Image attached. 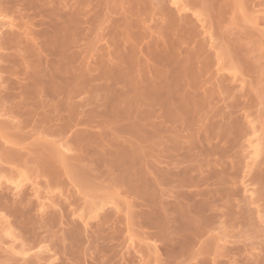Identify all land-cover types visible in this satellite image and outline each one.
Wrapping results in <instances>:
<instances>
[{"label":"bare ground","instance_id":"obj_1","mask_svg":"<svg viewBox=\"0 0 264 264\" xmlns=\"http://www.w3.org/2000/svg\"><path fill=\"white\" fill-rule=\"evenodd\" d=\"M209 1L0 0V19H8L0 20V116L8 115L11 119L20 117L14 125L10 121L9 125L0 120V138L3 139L0 141V161L9 166L0 167V235L3 233L11 239L8 251L0 247L6 253L0 252V264H79L83 248L80 251L82 242L78 243L84 238H87L84 239L86 242H90L89 238L91 240V255H86L97 264H134L135 260L137 264H147L146 260H152L155 264H209L210 258V264H224L213 260L221 248L218 245L217 250L215 246L219 237H213L210 233L218 215L209 212L212 210L210 203L215 202L214 195L218 194L219 197L220 192L224 191L221 188L218 189L220 192L215 190L216 185L208 190L211 188H208L210 176L206 171H210L212 164L206 163L207 158L201 161V157L210 156L212 161L213 154L219 153L218 147L223 153L224 144L229 146L230 137L245 138L248 135L251 137L245 139V145L249 147L245 156L252 159V162L247 160L249 164H255L253 160L260 154L264 155V142L262 137H258L264 135L262 127L261 134L254 138L257 130L253 127L256 126L253 121L250 123L246 113V121L242 119V112L240 121L231 118L239 107V111L248 110L251 102H254L251 98L254 92L258 103H264V95L259 94L261 89V93L264 92V87L261 88L264 82L261 83L257 77L262 56L252 57L257 42L263 43L264 48V28H261V36L258 28H254L256 36L253 37L251 32L240 35V32L232 31V28H237L235 26L240 19L251 18L252 21L247 20L250 22L255 19V24L258 19L264 23V10L252 11L251 8L256 4L264 7V0H252L256 3L251 2L254 6L249 5L248 0L244 1L241 7L244 6L246 11L251 10V16L248 17L246 11L245 15L239 17L233 15L236 22L234 27L230 24L233 19L229 22L232 16L226 18V7L230 6V10L235 7L232 6L234 0H213L212 4ZM241 7L236 5L237 9ZM202 11H205L206 18H200ZM256 13H260V16ZM198 26L200 31L196 30ZM225 27L230 28L233 34H228V29V33L223 32ZM197 34L203 35V39L197 40ZM252 38L257 40L256 44ZM246 39H252L249 41L251 43ZM204 42L208 44V49H205L207 45ZM9 50L15 51L8 53L10 57L6 53ZM15 53L20 54L13 57ZM11 57L21 61V71L16 72L17 68L13 70L14 66H10L18 64L17 60H10ZM5 62L10 65H4ZM260 67L263 69L264 65ZM11 69L15 72H11ZM242 77L249 79L245 82L247 79ZM236 88L239 91L236 92ZM219 95H223L225 101L228 99L222 107L212 102L213 96ZM38 108L43 109L37 113ZM30 115L28 118L37 119L38 127L42 128L40 131L46 134L40 133L44 134L40 141L43 139L45 142H41L39 151L37 147V150L33 149V155L38 158H26L21 147L12 146L19 145L25 138L20 131V119H24L25 126H30L25 117ZM242 120L253 126L243 124ZM109 124L113 128L106 129ZM14 127L16 131L11 132L10 129ZM247 127H251L250 131L244 132ZM111 129L119 135H112ZM48 134L56 138L55 144L54 139L48 142L44 139ZM64 145L70 146L71 150ZM103 146L104 149L98 151ZM58 147L60 150H57ZM66 149L69 155L64 151ZM72 150L75 152L70 155ZM76 150L77 153L79 150L78 154ZM58 155L61 156L60 160ZM146 157L152 160H146ZM69 159L86 163L81 165L76 162V165ZM56 161H60L66 169L68 167L66 171L71 172L73 179L78 178L79 185L83 181H79V177L85 175V179H88L89 171H101L100 167H103L107 174L101 171L99 176H109L108 170H112L110 174L114 175L111 178L115 181H112L115 183L112 186L119 189L118 194L115 193L116 188L111 193V197L115 199L116 196L117 199L112 202L113 206L115 204L111 208L114 212L107 210L103 214L99 210L101 206H97L98 201L88 197L87 193L84 197L97 204L86 202L87 198L80 201L77 195L62 192L54 195L52 189L57 187L56 180L66 172L64 168L60 174ZM203 166L206 170L201 168ZM252 166H249L250 170L244 169V173L251 171ZM69 167L74 170H69ZM29 170L34 172L33 179H30ZM114 170L116 173H113ZM74 171L77 178L73 175ZM252 175V179L261 180L257 173L255 178L254 173ZM36 177L42 180L37 181ZM27 182L29 194L23 191ZM89 183L80 186L93 190L95 186L92 182L88 186ZM159 185H171V188L177 189L176 193L172 189L173 203L159 201L158 205L152 199L154 187ZM201 185L205 189L201 190ZM166 188L162 191H166ZM2 190L7 191L6 195L10 193L11 198H7ZM80 190L82 188L73 192H80L82 196L84 191ZM168 194L165 193L166 196ZM196 196L202 199H195ZM33 198L35 202H32ZM101 202L99 205L103 207ZM52 205L57 208L53 209ZM142 206L145 209L132 210L133 207ZM33 210L36 216H33ZM117 210L123 211V218L115 214ZM97 211L102 213L100 217ZM219 213L220 218L221 215L231 218L227 211ZM89 217L94 218V224L88 225ZM213 217L217 218L213 221ZM75 219L78 224L74 223ZM221 219L216 220L214 225L216 223L218 226L219 222L221 226L225 221ZM121 220H124L125 237L131 242L130 226L145 228L140 231L141 244H128L132 248L131 255H127V251H116L115 244L109 246L105 243L119 239L121 231L118 225ZM87 227L93 229L90 234ZM43 242L45 245L41 247L45 246V249L39 245ZM196 243L199 246L192 250L191 246L196 247ZM37 246L40 251L29 254ZM189 249L191 253L186 254ZM224 249L220 250L218 256L227 259L228 263L225 260V264H238L239 250L225 246ZM213 254V258H208ZM253 260L252 264H264V259L257 263Z\"/></svg>","mask_w":264,"mask_h":264},{"label":"rangeland","instance_id":"obj_2","mask_svg":"<svg viewBox=\"0 0 264 264\" xmlns=\"http://www.w3.org/2000/svg\"><path fill=\"white\" fill-rule=\"evenodd\" d=\"M155 1V0H154ZM208 1V0H207ZM215 1V0H214ZM226 1V0H225ZM246 2V0H234V3H233V5L232 6H234L235 5V7H232V8H235V10H233V11H231L232 10V8H231V10H230V6H229V4L228 3H226V4H228V6L229 7H226L228 10H227V12L229 13V11H231L229 14L227 13L226 14V18L227 17H229V16H232V17H230L229 19H230V21L229 22H231V19H233V15H235L236 14V17H239V16H242V15H245L244 14V12L246 11L245 9L246 8H244V6L243 7H241V5H243V2ZM210 2V4H212L211 2H213V0H210L209 1ZM227 2H228V0H227ZM233 2V1H232ZM248 2H250L249 3V5L251 4V6H254V5H252V3L253 4H256V3H254V2H252V0H248ZM252 2V3H251ZM205 3H206V1H205ZM204 3V4H205ZM208 3V2H207ZM206 3V4H207ZM214 3V2H213ZM241 3V4H240ZM209 4V5H210ZM239 4V6L241 7V8H239V9H237L236 8V5H238ZM246 4H248V3H246ZM122 5V4H121ZM124 7H126V4L124 3V5H123ZM122 6V7H123ZM250 6V7H251ZM263 7V6H262ZM261 6H258V4H256V6H254V7H251V8H253L252 9V11H256V10H264V7L262 8ZM251 10L250 11H248V9H247V14L249 13V16L248 17H250L251 16V13L250 12H252ZM202 15H200V18H204L205 17V11H202ZM255 15V14H254ZM254 15H252L253 17H254ZM256 15L257 16H260V13H256ZM255 15V16H256ZM235 17V18H236ZM206 18V17H205ZM8 20L7 18H3V19H0V20H3V21H6V20ZM244 19V18H243ZM247 20H250V19H248V18H246ZM257 19V18H256ZM259 19H261V18H259ZM226 20V19H225ZM237 21H238V18L236 19ZM247 20H242V19H240V21L238 22V24H236V22H234V19H233V22L232 23H230V24H233V25H231V26H233L234 27V23L236 24V26L235 27H237V28H235L234 30H233V28L232 27H230L226 22H225V24L226 25H228L230 28H232V31H233V33L235 32H240L239 34L240 35H242L241 33L242 32H244L245 34L246 33H250L251 32V34H252V37H253V35H255L256 34V30L254 29V28H258V30L260 31H257V34H258V32H259V35L261 36L262 34H260V33H262V30H261V28H264V23L262 22V21H258V19H257V24H255L256 22H254L255 21V19L253 20V22H250V21H252V20H250V21H247ZM147 23H150V21L149 22H147ZM197 25L199 24V22H197L196 23ZM225 24H223L224 26H226ZM222 28H224L223 26H222ZM226 29H223V30H225V31H223L222 29H220V31L222 30L223 32H226V33H228V31H227V29H228V27H225ZM229 28V29H230ZM200 26H198V28L196 29V30H199L200 31ZM228 29V30H229ZM231 30V29H230ZM229 30V33L228 34H231L230 31ZM199 31H197V32H199ZM232 33V34H233ZM231 34V35H232ZM238 34V35H239ZM244 34V35H245ZM251 34H250V36H251ZM198 35V34H197ZM236 35V34H235ZM239 35V36H240ZM234 36V35H233ZM233 36H231L232 38H234ZM249 36V35H248ZM256 36V35H255ZM203 37V35H198L196 38H197V40H200V39H203L202 38ZM257 37H258V35H257ZM256 37V38H257ZM248 38V37H247ZM250 38V37H249ZM248 38V39H249ZM259 38V37H258ZM257 38V39H258ZM248 39H246L247 40V42H249L250 40L252 41V39H253V41L252 42H255V44H256V42H257V40L256 39H254V38H252V39H250V40H248ZM104 40H102V42H103ZM100 43V42H99ZM249 43H251V42H249ZM248 43V44H249ZM261 42L259 41V42H257V44L255 45V51H254V54L252 55V57H254V55L255 56H258V58H259V55L260 56H262V57H260V62H261V66H263L264 65V48H262L263 46V43L262 44H260ZM104 44V43H103ZM204 44L205 45H207L206 46V48L205 49H208L209 47H208V44H206V42H204ZM210 51H211V49H210ZM13 52H15L14 50H13ZM13 52H11V50H9V51H6V53L8 54V53H13ZM258 53V54H257ZM16 54V53H15ZM18 54H20V53H18ZM18 54H16V55H14L13 57H15V56H17ZM13 55V54H12ZM8 56H9V54H8ZM11 56V55H10ZM9 56V57H10ZM8 57V58H9ZM255 58V57H254ZM15 60V62H16V60H17V63L18 64H16V65H10V63H4V65H7V64H9L10 66H14L13 67V70L15 69V68H17V70L15 69V71L16 72H19V71H21L22 69H23V64L21 63V61H19L20 59H19V56H18V59L17 58H10V60ZM257 60V61H258ZM20 62V63H19ZM2 64H3V62H2ZM256 64H258V62L256 63ZM263 64V65H262ZM22 67H21V66ZM260 65L258 64V66H259V69H258V71H259V73L257 74V77H258V79L260 80V82L262 81V82H264V67H263V69H262V67H260ZM12 68V67H11ZM18 68H20V69H18ZM9 70V69H8ZM15 71H12V69H11V72H15ZM9 72H10V70H9ZM8 72V73H9ZM3 74H5V73H3ZM2 75V74H1ZM6 75H7V73H6ZM19 75V74H18ZM8 76V75H7ZM9 77V76H8ZM11 79L12 78H14V76L13 77H10ZM243 79L244 78H246V77H242ZM248 78V77H247ZM246 78V79H247ZM249 79V78H248ZM248 79L247 80H245V82H247L248 81ZM1 81V80H0ZM259 82V83H260ZM261 82V83H262ZM1 85V84H0ZM230 85H231V83H230ZM232 86V85H231ZM264 87V84L262 85L261 84V88H263ZM258 87H259V85H258ZM3 90V89H2ZM237 88H236V92H237ZM258 90H259V88H258ZM9 90H7V92H8ZM239 91V90H238ZM255 91H257V90H255ZM263 91H264V89H263ZM4 92H6V91H4ZM260 92V91H259ZM261 92H262V89H261ZM259 93V94H262V95H264V92L263 93ZM235 93V92H234ZM252 94V93H251ZM254 94H256L255 92L253 93V96H254ZM261 95V96H262ZM251 96V95H250ZM253 96L251 97L252 98V101H254L253 103L251 102V106L252 107H250V105H249V108H247L248 110H245L244 112L240 109V111H239V108L237 109V110H234L235 111V116H233L232 115V119H236V121L238 122V121H240V118H241V116H243L242 115V113L244 114V116L246 117V114H247V116H248V120H250V123H251V121H253V124H254V126H256V127H253L255 130H257V132L255 133V136H254V138L256 137L257 138V135H259V134H261L260 132L262 131V129H263V131H262V133L264 132V103H263V101L262 100H260L259 102H261L262 101V103H258V97H256V96H254L255 98H253ZM257 96H260V95H257ZM34 97V96H33ZM263 98H264V96H262ZM44 100H45V98L44 97H42ZM257 98V99H256ZM42 99V100H43ZM257 101H256V100ZM261 99V98H260ZM15 100H17V99H15ZM14 100V101H15ZM29 100V99H28ZM77 100V99H76ZM212 100V99H211ZM30 102H33L32 100H29ZM35 101H36V99H35ZM256 101V102H255ZM26 103L28 102L27 100L25 101ZM44 102V101H43ZM211 102V101H210ZM213 103H215V106H218V107H222V105L224 106L225 104H224V102H228V99H227V101H225L224 100V97H223V95H219V96H213V101H212ZM211 102V103H212ZM29 103V102H28ZM214 105V104H213ZM6 106H7V104H6ZM9 106V105H8ZM217 108V107H216ZM34 109V108H33ZM39 109H43V108H38V112H37V109H36V111L35 112H37V113H39ZM45 110V109H44ZM238 111V112H237ZM41 112V111H40ZM43 112V111H42ZM237 112V113H236ZM242 112V113H241ZM0 113H2V112H0ZM246 113V114H245ZM240 114H241V116H240ZM35 115H32V117L33 118H36V117H34ZM238 116H240V117H238ZM243 116V117H244ZM26 117V119L28 118V117H31V115L30 116H25ZM24 116H23V118H25ZM242 117V119H245V121L247 120V117L245 118H243ZM20 118V117H19ZM18 118V119H19ZM239 118V119H238ZM18 119H11V117H9L8 115H5V116H0V120L2 121V120H4L5 121V123L6 122H8V124H9V121H10V123H11V125L13 124L14 125V123H17L18 121ZM21 120V122H22V124H20L21 126H22V128H23V126H24V128L22 129L21 127H20V125L19 124H17L21 129H20V131H21V134H22V132L24 133V135H23V137H25V138H23V141H21V143L19 144V145H12V146H15V147H21V151L23 152V153H25V157L26 158H35V156L36 155H33V151L36 149V147H37V149H38V151H39V147H40V145H41V142L43 141V139H41V141H40V137L42 138V135H44L45 133L43 132V131H40V129H42V128H39L38 127V124L39 123H37L36 121H37V119L35 120V119H31V118H28L27 119V122H28V124L27 125H30V126H25V122H23V120L24 119H20ZM0 121V122H1ZM4 121H2V123H4ZM243 121V120H242ZM30 122H32L31 124H30ZM33 122H36V123H34L33 124ZM20 123V122H19ZM248 124V126H250V125H252V124H250V123H248V122H245L244 123V121H243V124ZM240 124H242V123H240ZM243 124H242V126H243ZM10 125V124H9ZM33 125V126H32ZM15 126H16V124H15ZM33 127V129H32V127ZM105 126V125H104ZM107 126V125H106ZM247 126V125H246ZM253 126V125H252ZM11 127V126H10ZM36 127V128H35ZM110 127L111 128H113V125H108L107 126V128L106 129H110ZM260 128V127H262V129L260 128L259 129V132H258V128ZM250 128L251 127H247V129L245 128L243 131L245 132V131H250ZM257 128V129H256ZM10 129V128H9ZM9 129H7V130H9ZM17 129V128H16ZM16 129H15V127H14V129H10V131L12 132V131H16ZM95 131H96V129L95 128H93ZM92 129V130H93ZM104 129H105V127H104ZM97 130H99V129H97ZM38 131H39V133H38ZM106 131V130H105ZM113 132V130L111 129L110 130V132ZM115 131V130H114ZM9 132V131H8ZM44 133V134H40V133ZM109 132V133H110ZM107 132H104V134H106ZM108 133V134H109ZM115 133V134H114ZM259 133V134H258ZM51 135V134H50ZM112 135H119L116 131L115 132H113V134ZM248 135V134H247ZM45 136H46V134H45ZM53 136V135H52ZM52 136H49V134L47 135V137H44V139H47L46 141L48 142V141H51L52 139H54L53 141H54V144L56 143V138H53ZM109 136H111L110 134H109ZM121 136V135H120ZM251 137V135H248L247 137ZM57 137V136H56ZM121 137H123V135L121 136ZM125 138H127L126 136H124ZM242 137V136H241ZM246 136H245V138H244V136L242 137V138H239V136L238 137H234L235 138V140H234V138L233 137H230V142H229V146H225L226 144H224V151H223V153H220L221 151V147H218V150H219V153H220V155H219V153L218 152H216V153H218V154H216V153H214L213 155V157H211V158H213L214 160H210V156L208 157V156H206V157H204V159H203V157H201L202 159H201V161H205L206 159L205 158H207V161H206V163L207 162H210L209 163V165H211L210 167H211V169H210V171H209V169H208V167H207V171H206V173H208L209 172V176H210V180H208V188H209V186L211 187V188H209L208 190H211L212 188H215V185H216V189L215 190H218V189H220L221 188V191H222V189H223V191L224 192H220V190H218V192H220V193H222L221 195H219V197L217 196L218 194H215L214 195V201L215 202H213L214 203V205H212L213 203L211 202L210 204H211V207H212V210H209V212H215L216 213V216L218 215V219H216L215 217H213L212 219H213V221L216 219L217 221H222V219L221 218H223V220H225L223 223H221V226H220V223L218 222V226H216L217 224V221H216V223H215V225H214V222H213V232H212V230H211V234H212V236L213 235H215V237H219V239L217 240V241H215L216 242V244H215V246L217 247L218 245L220 246L219 248H221V249H219V253H220V250H222V249H224V246L225 247H232V248H236L237 250H239V255H240V259H239V263H238V260H237V263L238 264H252L253 262H254V260L253 259H255V261H256V263L258 262V260H262V262H263V259H260L261 257L260 256H264V162H262L263 161V157H264V155L262 154H260L259 155V157H257L258 159H260L261 160V163H260V161L258 162V159L257 158H255V160H253V161H255L256 163L255 164H251V162H252V159H250L248 156H247V158H246V153H247V150L249 149V147H246V138H247ZM258 137H262V142H264V135L262 136V134H261V136H258ZM117 138H118V136H117ZM237 138H238V140H237ZM58 137H57V141H58ZM251 139V138H250ZM3 139L2 138H0V141H2ZM40 142H39V141ZM63 140V139H62ZM119 140V139H118ZM233 140V141H232ZM231 141H232V143H231ZM40 143L39 145H38V143ZM45 141H43V143H44ZM47 142L45 143V145H47ZM59 142H60V140H59ZM220 143H222V141L220 142ZM220 143H218V145L220 144ZM53 143H51V145H52ZM58 144V143H57ZM227 144H228V142H227ZM246 144V145H245ZM9 144H5V146H8ZM38 145V146H37ZM48 145H50V144H48ZM50 145V146H51ZM107 145V144H106ZM105 145V146H106ZM221 145V144H220ZM42 146H43V144H42ZM50 146H47V147H50ZM68 145H64V147L66 148ZM72 146V145H71ZM61 147V146H60ZM64 147H63V149H64ZM69 147V149L71 150V147L70 146H68ZM74 147V146H73ZM97 147V146H96ZM223 147V146H222ZM225 147H226V149H225ZM46 148V147H45ZM51 148V147H50ZM34 149V150H33ZM36 149V150H37ZM53 149L55 150V145H54V147H53ZM94 149H95V147H94ZM97 149H98V147H97ZM102 149H104V146L102 147V148H100L98 151H101ZM247 149V150H246ZM262 149L264 150V146L262 147ZM57 150H60L59 149V147H58V149ZM62 150V149H61ZM90 150V149H89ZM91 150H92V148H91ZM90 150V151H91ZM262 150V151H263ZM64 151H66L67 152V149L66 150H64ZM74 150H72V151H70L71 153H70V155L72 154L73 155V153L75 152H73ZM249 151V150H248ZM66 152H64V154L66 153ZM225 152V153H224ZM78 153H79V150H78ZM77 153V150H76V154H78ZM262 153V152H261ZM264 153V152H263ZM34 154H35V152H34ZM67 154L69 155V150H68V152H67ZM216 154V155H215ZM66 155V154H65ZM59 156V160H60V155H58ZM89 156V155H88ZM87 156V157H88ZM263 156V157H262ZM69 157V156H68ZM90 157V156H89ZM88 157V158H89ZM93 157H95V156H93ZM36 158H38L37 156H36ZM54 158H56V156L54 157ZM53 158V159H54ZM208 158H209V161H208ZM62 159V158H61ZM92 159V158H91ZM95 159V158H94ZM146 160H152V158H149V157H146L145 158ZM244 159H245V161H244ZM247 160H251V162H250V164H249V162L247 161ZM54 161H55V159H54ZM69 161H72V162H74L76 165H77V163H82V162H77L76 160H73V159H69ZM77 162V163H76ZM214 162V163H213ZM244 162V163H243ZM57 161H56V167H57ZM69 163V162H68ZM86 163V162H85ZM84 162L81 164V165H83V164H85ZM79 164V165H80ZM200 164H201V162H200ZM247 164V165H246ZM262 164V165H261ZM58 165L60 166V168H58V171L60 172V170H63L64 168H65V170L64 171H66L67 169H68V167H67V169H66V167H64L63 165H61L60 164V161H59V163H58ZM160 165V164H159ZM201 165H203V164H201ZM209 165H207V166H209ZM253 165V166H252ZM261 165V166H260ZM9 167L7 164H4L3 162H1L0 161V167L2 168V167ZM92 167H93V165H91ZM161 166H163V165H161ZM246 166L248 167V168H246ZM249 166L251 167L252 166V168H251V171H249L248 173H246L247 171H245V173H244V169L246 170V169H249ZM61 167H63L62 169H61ZM71 167V166H70ZM69 167V168H70ZM244 167V168H243ZM104 169L103 167H100V169ZM202 169H205V166H203V167H201ZM101 169V171L102 172H106V174H107V170L106 169H104V170H102ZM69 170H71V168L69 169ZM72 170H74L73 168H72ZM71 170V171H72ZM206 170V169H205ZM250 170V169H249ZM101 171L100 170H92V171H89L88 172V179H85V175H82V177H79V181L80 180H83V181H81L82 183L81 184H85V186H86V182L87 183H89V185L88 186H91L92 184L95 186V188H93V190H89L87 187H86V189H88V190H86L84 187L85 186H83V187H81L79 184H78V176L76 175V173H75V171L73 172V175L77 178V179H73V177H72V175H71V172H69V171H66L68 174L66 175V172L62 175L61 173H63V172H60V174L58 173V181L56 180V184H57V187L56 188H54V189H52V191H53V193H54V195L55 194H58L59 192H62L63 194L64 193H66L65 195H70V196H79L81 199H80V201H84V199H86L84 196L86 195V193H87V195H88V197H90V198H93L94 200H97L98 202V204L96 203V201L95 202H93L94 200H92V199H90V201L88 200L89 198H87L85 201L87 202L88 201V203H90V204H92V205H95V203L97 204V206H101V209H99V210H101V212L103 213V214H105L106 212H107V210L110 212V211H112V212H114V210L113 209H111L112 207H114L115 206V204H114V206H113V204H112V202H115V200L117 201V199H116V196H114L115 197V199H113V196L111 197V193L113 192H115V188H116V186L115 187H113L112 185L113 184H115V183H112V181L113 182H115L111 177L114 175H111L112 174V170H108V172H109V176L107 175L106 176V174H104V175H100L99 176V174L101 173ZM204 171V170H203ZM202 171V172H203ZM94 172H95V174H94ZM258 172H260L261 174H259ZM28 173H29V175H31L30 176V179H33L34 178V175H33V173L34 172H32V170H29L28 171ZM92 173L94 174V175H92ZM98 173V174H97ZM111 173V174H110ZM113 173H116L115 172V170H114V172ZM205 172L203 173V174H206ZM254 173V178H255V175H256V173H257V175H259V177L258 178H260L261 180H259L258 179V181H256V179H252L253 178V174ZM90 175H92V177L90 176ZM100 177V178H98V176ZM70 176H71V178H70ZM89 176H90V178H89ZM102 176V177H101ZM87 177V176H86ZM97 177V178H96ZM57 178V177H56ZM257 178V177H256ZM222 179V180H221ZM36 180L38 181V180H42L41 178H39V177H36ZM84 181H86V182H84ZM213 184V185H211L210 184V182ZM76 182V183H75ZM91 182H92V184H91ZM221 182V183H220ZM29 182H27V187H23L24 188V192H27V194H29ZM76 184V185H75ZM91 184V185H90ZM207 184V183H206ZM169 185V184H168ZM172 185H174V184H172ZM204 185V184H203ZM203 185H201L200 187H202L201 188V190L204 188L205 189V187H203ZM207 186V185H206ZM214 186V187H213ZM78 187H79V189H81L82 188V190L84 191V193H82V196H81V194H80V192H78V194H77V192H73L74 190H76V191H78L79 189H78ZM157 187V188H156ZM156 187H154L155 189V191H154V194H153V196H152V199H154V201L156 200V203L159 205L160 203H162V202H168V203H173L174 201V196L172 197L171 195H174L173 194V191H172V189L175 191V193H176V191H177V189L175 190L174 188H171V185H170V187H169V192L171 193V191H172V194H168V187H167V185L164 187V186H160L159 185V187L158 186H156ZM167 187V188H166ZM200 187L199 188H196V190L197 189H200ZM245 187V188H244ZM90 188V187H89ZM92 188V187H91ZM160 188V189H159ZM165 189L166 188V191H162V189ZM207 188V187H206ZM42 189L43 188H41L40 187V190L42 191ZM152 189H153V187H152ZM184 189V188H183ZM192 189H195V188H192ZM249 190V191H247V190ZM82 190H80L81 192H82ZM116 194H118V190L119 189H117L116 188ZM182 190V189H181ZM214 189H213V191H215ZM246 190V191H245ZM5 190H2V193L5 195V196H7V198H9L11 195H10V193H7V195L5 194L6 192H4ZM44 191V190H43ZM159 191V192H158ZM166 194H168L167 196L165 195V193ZM218 192H216V193H218ZM161 194L160 196H159V194ZM219 193V194H220ZM9 194V195H8ZM115 194V195H116ZM121 194V193H120ZM119 194V195H120ZM59 195V194H58ZM121 195H123V193L121 194ZM170 195V196H169ZM175 196H176V194H175ZM217 196V197H216ZM221 196V197H220ZM84 197V198H83ZM119 197V196H118ZM167 197H169V198H167ZM173 199H172V198ZM215 197H216V199H215ZM11 198V197H10ZM167 198V199H166ZM100 199L103 201V202H101L100 201ZM195 199H202V197H200V196H196V198ZM217 199H219L218 201H217ZM31 200H33L32 202H35V200H34V198L33 199H31ZM119 200H120V198H119ZM119 200H118V202H119ZM137 200V199H136ZM79 201V202H80ZM158 201V202H157ZM159 201H160V203H159ZM162 201V202H161ZM99 202H101V204H104V206L102 207V205H99ZM134 202V201H133ZM136 202V201H135ZM137 202H139V200L137 201ZM48 203H49V201H48ZM217 204V205H216ZM54 205V204H53ZM53 205H52V207H53ZM216 205V207H214ZM56 208H57V206H55ZM55 207H53V209H56ZM220 207V208H219ZM140 208H144L143 206L142 207H133L132 208V210H137V209H139L140 210ZM217 208H218V210H217ZM115 209V208H114ZM145 209V208H144ZM50 210V209H49ZM48 210V211H49ZM103 210H104V212H103ZM220 210V211H219ZM225 211H227V212H229V214H230V217L231 218H227V217H224V216H222L221 215V218L219 217V215H220V213L219 212H225ZM31 212H34V213H32L33 214V216H36L35 214H37L36 213V211H31ZM98 212V216L100 217V214H102L101 212H100V214H99V211H97ZM208 213V212H207ZM206 213V214H207ZM31 214V213H30ZM32 214H31V216H32ZM115 214H117L118 216H120L121 218H123L124 217V214H123V211H120V210H117V213H115ZM208 214H210V213H208ZM214 214V213H213ZM73 217H75V216H73ZM229 217V216H228ZM215 218V219H214ZM87 220H89L90 222H88V225L89 224H94V218L93 217H89ZM75 221L76 222H74V223H77L78 224V222H77V220L75 219ZM123 222V223H122ZM120 225H118V229H120V233H119V239L117 238L116 240H114L112 243H108V242H105L106 243V245H114V248L116 249V251L117 250H120V252H124V251H127V255L129 254V255H131L132 254V248H130L129 247V245H131V243L132 244H141V241H140V238H141V236H140V233L142 232V231H144V229H142V228H138L137 226H135V225H131L130 226V229H131V233H132V236H131V239H133V241L131 242V240L130 239H126V237H125V235H127V233H126V230H125V226H124V220H121V223H119ZM87 225V226H88ZM127 226V225H126ZM217 228H216V227ZM220 226V227H219ZM62 227H63V225H62ZM66 226L64 225V228H65ZM28 229H30V226L28 227ZM86 229H88V233L90 234V232H91V230H93V229H89L88 227L86 228ZM141 231V232H140ZM146 231V230H145ZM17 232V231H16ZM15 232V233H16ZM87 233V232H86ZM208 234L209 236H211V234ZM3 233H1V235H0V247L1 248H4L5 250H9V244H10V237L9 236H6L5 234L4 235H2ZM59 234V233H58ZM83 234H85V232H83ZM82 234V235H83ZM85 235H87V234H85ZM207 235V236H208ZM222 236V237H221ZM85 237V236H84ZM90 237H91V235H90ZM214 237V236H213ZM83 237L81 236V239H82ZM89 238V237H88ZM85 240H87V238H84ZM84 239H82L81 241H79V243L78 244H80L81 242H82V246L80 245V247H81V249H80V247H79V249H80V251L82 250V248H83V250L81 251V257L80 256H78V258L80 257V259L78 260V261H81V263H83V264H93V262L94 263H96L92 258H90V257H88L87 255H86V253L89 255H91V251H92V249L89 247L90 246V242H91V240H90V238L88 239L90 242H86ZM220 239H222L221 241H220ZM47 242V241H46ZM49 242V241H48ZM46 243V244H49V243ZM118 242V243H117ZM131 242V243H130ZM149 242H151V241H149ZM44 243V244H43ZM43 243H41V244H39L40 245V247H41V245H45V242H43ZM86 243V244H85ZM105 243H103V244H105ZM108 243V244H107ZM129 244V245H128ZM83 245H85V246H83ZM50 246V245H49ZM49 246H46L47 248H49ZM78 246V245H77ZM94 246V244L93 243H91V247H93ZM126 246H128V248L126 247ZM194 246H196V247H193V246H191V248H192V250H194V249H197V247L199 246V243H196ZM222 246H223V248H222ZM44 247V249H45V246H43ZM43 247H41V248H43ZM0 248V252L2 253L3 251L2 250H4V249H1ZM87 248V249H86ZM90 248V249H89ZM122 249V250H121ZM74 250V249H73ZM75 250H76V247H75ZM214 250H215V252H214V254H216V252H217V250H218V247H217V250H216V248H214ZM225 250V249H224ZM38 251H40V249H39V246H37V247H34L30 252H29V254H33V253H36V252H38ZM78 251V250H77ZM113 251H114V249H113ZM115 251V252H116ZM75 252V251H74ZM79 252V251H78ZM84 252V254L82 255V253ZM119 252V251H118ZM119 252V253H120ZM221 252H223V251H221ZM126 253V252H125ZM124 253V254H125ZM190 254L191 253V251H190V249L186 252V254ZM219 253L217 252V258H213L214 257V254L213 255H211V256H208V258L209 257H212L213 258V260L214 259H216L217 260V263H218V261H222V262H224V264H225V260H226V263H228V261H227V259H225L224 257L222 258V256H218L219 255ZM2 254H6V253H2ZM75 254L76 255H74L76 258H77V252H75ZM72 255V256H73ZM80 255V254H79ZM85 255V256H84ZM126 255V256H127ZM72 256H71V258H72ZM73 256V257H74ZM184 256H185V254H184ZM15 257L17 258V257H19L18 255H15ZM75 257H74V259H75ZM88 257V258H87ZM258 257V258H257ZM64 258V257H63ZM83 258V259H82ZM87 258V259H86ZM183 258H185V257H183ZM207 258V259H208ZM238 258V257H237ZM1 259H3V256L1 257ZM74 259H72V261L74 262ZM90 259H92V261L90 260ZM206 259V260H207ZM77 260V259H76ZM205 260V261H206ZM253 260V261H252ZM84 261V262H83ZM208 261L209 262H207V263H211V258H210V260L208 259ZM67 262H69V261H67ZM146 262H147V264H155L152 260H150V261H148V260H146ZM214 262H215V260H214ZM72 263V262H71ZM76 263V262H75ZM80 262H79V264H81ZM43 264H45L44 262H43ZM97 264V263H96ZM134 264H137V260H135V262H134ZM219 264V263H218ZM222 264V263H221ZM255 264V263H254Z\"/></svg>","mask_w":264,"mask_h":264}]
</instances>
